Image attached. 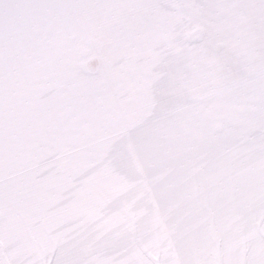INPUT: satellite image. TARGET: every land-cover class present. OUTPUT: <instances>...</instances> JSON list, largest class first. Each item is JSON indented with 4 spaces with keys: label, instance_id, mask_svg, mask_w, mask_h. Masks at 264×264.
<instances>
[{
    "label": "snow or ice",
    "instance_id": "1",
    "mask_svg": "<svg viewBox=\"0 0 264 264\" xmlns=\"http://www.w3.org/2000/svg\"><path fill=\"white\" fill-rule=\"evenodd\" d=\"M0 264H264V0H0Z\"/></svg>",
    "mask_w": 264,
    "mask_h": 264
}]
</instances>
